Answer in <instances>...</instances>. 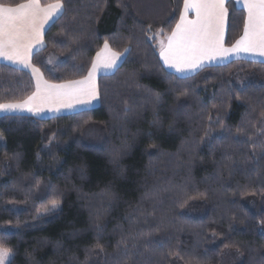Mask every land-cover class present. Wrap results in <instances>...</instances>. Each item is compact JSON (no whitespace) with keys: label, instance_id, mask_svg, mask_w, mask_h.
Masks as SVG:
<instances>
[{"label":"trees","instance_id":"1","mask_svg":"<svg viewBox=\"0 0 264 264\" xmlns=\"http://www.w3.org/2000/svg\"><path fill=\"white\" fill-rule=\"evenodd\" d=\"M62 2L32 60L45 81L84 79L105 41L131 51L100 78L98 109L0 118V247L11 264H223L231 252L264 264V64L180 78L156 37L175 29L184 0ZM226 7L232 47L246 13ZM34 92L28 73L0 65V103Z\"/></svg>","mask_w":264,"mask_h":264},{"label":"snow or ice","instance_id":"2","mask_svg":"<svg viewBox=\"0 0 264 264\" xmlns=\"http://www.w3.org/2000/svg\"><path fill=\"white\" fill-rule=\"evenodd\" d=\"M243 6L247 9L244 35L232 47H225L226 0H184L183 12L175 29L166 37L167 43L160 41L164 65L182 73L202 67L205 61L227 59L230 55L264 56V0H244ZM63 10L62 0L46 5L40 0H24L15 5L0 3V59L32 67L30 53L34 46L43 44L44 25L53 17L63 15ZM190 10L195 12V19H188ZM130 51L125 48L124 53L115 52L105 41L84 79L61 84L43 80L39 69L33 67L36 92L22 102L0 103V112L27 110L38 114L45 105L72 107L99 100L96 72L118 68L117 61ZM55 207L57 204L53 201L52 208ZM13 258L8 249L0 247V264H11Z\"/></svg>","mask_w":264,"mask_h":264},{"label":"crops","instance_id":"3","mask_svg":"<svg viewBox=\"0 0 264 264\" xmlns=\"http://www.w3.org/2000/svg\"><path fill=\"white\" fill-rule=\"evenodd\" d=\"M231 1L234 2V4L236 5V7L239 10H243L246 13V21H247V9L244 8V6H243L244 0H226V5ZM63 14H64V10H63ZM62 16L63 15H59L58 17H53V19L49 20L48 23L44 25L43 44L34 46L31 53H30V64L32 67L26 68L22 64H18V63L14 64L10 61L0 59V65L7 66L10 68L16 69L18 71H23V72L28 73L34 81L35 92H36V77L32 73V68L34 67L32 64L33 57H34V55L38 54L39 52H41L45 49L46 33L50 30V28ZM188 19H195V12L194 11H191V10L189 11ZM227 21H228V15L226 16V18L224 20V45H225L226 36H227V26H226ZM158 48H159V52H160V47H158ZM124 60H125V56H122V58L119 61H117L118 68L108 69V70L101 69V70L97 71L95 74V81H96L97 87H98V82H99L100 78L114 75L116 73V71L122 66ZM241 60L242 61L255 62V63H264V56H260L258 54H250V53H240L239 57H237L236 55H230L227 59H216V60L211 61V62L205 61L202 67L195 69V70H192V71H185L182 73H177L174 69L168 68L166 65H164L163 60L161 58L162 64L164 65V67L167 69L168 72H170V73H172L178 77H182V78L194 76L197 73H199L201 70L208 68V67L223 66V65L229 64L233 61H241ZM42 77H43V75H42ZM43 80H45L44 77H43ZM80 105L83 106V109L80 112L96 110L100 107V99L93 101L90 104H80ZM73 106H75V105H73ZM57 108L59 110H57ZM69 109H70V107H63V106H60L58 104L45 105V106H43V110L41 112H39L38 114H34L33 112H29L27 110L4 111V112H0V118L1 117H7V116H24V117H32V118L39 119V120H49V119H55V118L63 117L62 112L69 110Z\"/></svg>","mask_w":264,"mask_h":264},{"label":"rangeland","instance_id":"4","mask_svg":"<svg viewBox=\"0 0 264 264\" xmlns=\"http://www.w3.org/2000/svg\"><path fill=\"white\" fill-rule=\"evenodd\" d=\"M227 6V5H226ZM228 17H229V13H228ZM228 25H229V22L227 21V32H228ZM227 38V36H226ZM157 41H158V47H160V41L161 40H164L165 43H167V40H166V37H160V36H157L156 37ZM225 46V45H224ZM226 47V46H225ZM123 56H125V59H126V56L127 54H124ZM161 59V58H160ZM125 61V60H124ZM242 61V60H241ZM235 62V61H233ZM250 62V61H249ZM264 64V63H262ZM227 65V64H226ZM224 66V65H223ZM215 67V66H214ZM167 70V69H166ZM204 70V69H203ZM202 71V70H201ZM198 74V73H197ZM195 76V75H194ZM178 77V76H177ZM193 77V76H191ZM182 78V77H180ZM188 78V77H187ZM99 83V82H98ZM241 86V87H240ZM240 88H243L242 87V84H240ZM75 106H72L70 107L69 110H66L63 113V116H68V115H74V114H77V113H81L80 111L83 109V106H81L80 104H74ZM255 203L254 202H251V206H253ZM55 209V208H54ZM52 209V210H54ZM174 264H180V263H174ZM223 264H241V258L240 256L237 254V253H227L225 258H224V263Z\"/></svg>","mask_w":264,"mask_h":264}]
</instances>
